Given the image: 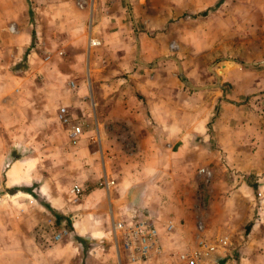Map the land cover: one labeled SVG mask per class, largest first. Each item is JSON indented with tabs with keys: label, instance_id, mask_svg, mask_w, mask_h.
<instances>
[{
	"label": "crops",
	"instance_id": "crops-1",
	"mask_svg": "<svg viewBox=\"0 0 264 264\" xmlns=\"http://www.w3.org/2000/svg\"><path fill=\"white\" fill-rule=\"evenodd\" d=\"M144 1L0 0V174L12 187L0 213L18 233L0 249L9 248L17 264H126L112 223L151 219L162 226L171 218L191 226L193 192L207 198L208 223L217 229L206 226L208 238L230 239L221 231L234 229L231 219L242 208L225 201L250 180L233 173L244 169L246 98L258 93L260 80L251 66L200 62L199 38L236 24L245 6L250 15L264 13V0H220L215 10L204 3L206 27L187 35L192 50L175 54H166L160 36L167 21L181 24L182 12L147 23L139 12ZM190 4L194 11L202 3ZM60 106L66 125L56 118ZM71 125L80 128L73 140ZM200 166L214 173L202 194L208 183L196 175ZM255 181L262 182L242 209L244 232L263 245L264 177ZM159 229L166 247L179 245L177 232Z\"/></svg>",
	"mask_w": 264,
	"mask_h": 264
},
{
	"label": "rangeland",
	"instance_id": "rangeland-1",
	"mask_svg": "<svg viewBox=\"0 0 264 264\" xmlns=\"http://www.w3.org/2000/svg\"><path fill=\"white\" fill-rule=\"evenodd\" d=\"M219 1L220 0H145L144 6H142V9L139 10V12L141 13V15H144L146 17L147 23H153L154 19L159 18L160 16L163 18H169L175 13L182 12L178 18L181 24H173L172 28L170 27L171 20L167 21L164 24V27L162 28L164 34L163 36H160V40H163V44L166 46V54H175L179 48H182L185 52L192 50L190 49L192 43H190V40H187V35L194 33L195 29H197L198 31L203 26L207 25L206 20H204L203 18L208 16L201 15V8L207 6L208 4H204L207 2L211 6L210 9L213 7L216 9L215 3ZM226 1L227 0H225V2ZM191 2H200L202 4L197 6L196 10L191 11ZM247 8L248 6L243 7L244 10L242 11V13H239L241 19L238 20L236 24L232 22L233 24L231 27L227 25L222 31L216 30L214 31V35H210L207 31L206 37L203 36V38H199L204 39L203 44L205 46V49H203L202 52H199L198 57L200 59V62L206 65L212 63V68L213 66L219 68V65L223 66L228 63H237L242 66H251L254 70L258 72V79L260 80V89L258 93L246 98L247 108L245 112L246 114L244 116L245 120L243 121V126L245 131V137L247 138L246 140L248 142L245 143V147L243 146L241 151V161L243 162L244 169H239L238 171L234 170L235 173L231 172L233 174L246 175L250 178V180H244L245 184H243V186L239 185V188L236 189L239 191H235V195H233L232 193L228 194V198L225 201V204L235 203V205H238L237 209H244V205H247L248 202H250V197H252V199L254 200L256 199L257 195L255 194V191L258 185H260L259 182L262 181H257V183L255 184V180L259 177H264V13H253L252 15H250L249 13H247ZM229 9L230 6H225L222 11L228 14L231 13ZM248 14L251 17L253 16L252 22L248 20ZM229 15L234 14L231 13ZM171 44L175 46L171 48ZM245 125H247L248 127H245ZM250 128L255 130L251 136L249 131ZM252 141L254 143H251ZM41 151L42 150H39V152ZM12 152H16V150H13ZM20 152H24V150H20ZM255 153L258 154L255 156ZM11 159L12 157H10V160ZM254 160H257V167L252 164ZM250 162L252 164L251 166ZM252 167L255 168L252 169ZM230 169L231 168H229L228 171H230ZM246 169H249L248 173H244ZM210 170L212 171L211 168ZM219 172L222 174L223 171L220 170ZM4 177V173L1 172L0 204H3L4 201H6L5 204L7 202L11 203L10 196L5 194H9L11 192L12 187L4 186ZM212 180L213 179H210L209 182H207V186L200 187V194H202L203 191L205 192L206 189L210 188ZM229 183L232 184L234 182L230 181ZM252 183L254 184L252 185ZM215 184L217 183L215 182ZM261 186H259L260 189H262ZM197 188H199L198 185ZM233 188L234 187H230V189ZM244 190L249 194L244 193ZM193 193L191 195L194 196L196 201V216H198L203 221L204 225L208 226L212 230V232H215L217 229H212L208 223V212H206L205 206L207 198H205L203 195L197 196ZM2 199L3 202L1 201ZM242 209L239 210L240 215L238 219H231V222L234 223V229L232 231H229V229L226 228H223L224 230L221 231V221L218 224V230L224 232L229 236V240L232 242L231 252L237 259L240 258L242 264H264V244L258 245L257 243H255V241H258V238L254 237L251 240L249 236H246V230L244 232V229L246 227L245 225L247 224V216L242 214ZM19 211H22V209L20 208ZM226 211V215L233 214L232 212H229V210ZM22 213L25 214V211H23ZM194 216L192 217L194 218ZM223 217L224 221H226V216L223 215ZM11 220L12 219L9 215L0 213V247L3 246V239H10L13 234H18L16 233V229L10 227ZM48 224L49 222L45 221V225L47 226H45V232L47 231V235H51V232L48 231ZM239 229H241V231H239L238 233ZM35 232L38 236H40V238L43 237V230L40 231V229L36 228ZM6 249V251L4 252H2V250L0 249V264H17L18 262L15 261L13 258L14 254L11 253V250L9 248Z\"/></svg>",
	"mask_w": 264,
	"mask_h": 264
},
{
	"label": "built area",
	"instance_id": "built-area-1",
	"mask_svg": "<svg viewBox=\"0 0 264 264\" xmlns=\"http://www.w3.org/2000/svg\"><path fill=\"white\" fill-rule=\"evenodd\" d=\"M82 1L77 0L76 4L81 5ZM89 43L93 46L98 45L96 39H89ZM170 47L174 45L171 44ZM56 118L61 125L68 124L65 107L58 108ZM79 133L80 128L71 125L68 137L73 140ZM196 175L201 176L202 181L207 183L212 177V171L206 166H200L196 169ZM74 191L78 193L79 189L74 187ZM159 228L167 236L172 235L174 231L177 232L180 235L179 245L173 248L166 247L161 241ZM111 230L118 238L116 250L123 254L126 264L239 263L231 252V241L225 235L208 238L207 228L198 216H194L191 226L171 218L163 222L162 226L151 219H137L114 222ZM62 233L64 231L55 234L54 239H60Z\"/></svg>",
	"mask_w": 264,
	"mask_h": 264
},
{
	"label": "water",
	"instance_id": "water-1",
	"mask_svg": "<svg viewBox=\"0 0 264 264\" xmlns=\"http://www.w3.org/2000/svg\"><path fill=\"white\" fill-rule=\"evenodd\" d=\"M169 58H171V59H173L175 61L176 65H177L178 72L181 74V68H180V64H179L178 60H176L173 57H169Z\"/></svg>",
	"mask_w": 264,
	"mask_h": 264
}]
</instances>
